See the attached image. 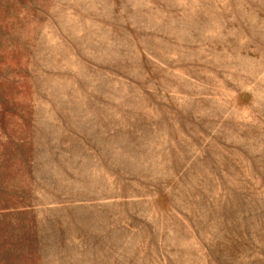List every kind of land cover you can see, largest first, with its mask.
<instances>
[{
	"label": "rangeland",
	"instance_id": "obj_1",
	"mask_svg": "<svg viewBox=\"0 0 264 264\" xmlns=\"http://www.w3.org/2000/svg\"><path fill=\"white\" fill-rule=\"evenodd\" d=\"M0 264H264V0H0Z\"/></svg>",
	"mask_w": 264,
	"mask_h": 264
}]
</instances>
